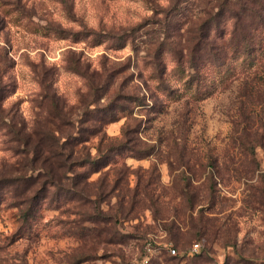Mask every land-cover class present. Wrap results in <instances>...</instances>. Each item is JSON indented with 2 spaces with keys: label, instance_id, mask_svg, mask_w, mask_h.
<instances>
[{
  "label": "rangeland",
  "instance_id": "rangeland-1",
  "mask_svg": "<svg viewBox=\"0 0 264 264\" xmlns=\"http://www.w3.org/2000/svg\"><path fill=\"white\" fill-rule=\"evenodd\" d=\"M263 7L0 0V178L40 174L54 134L81 159L125 144L28 222L8 186L0 264H132L148 243V264H264Z\"/></svg>",
  "mask_w": 264,
  "mask_h": 264
},
{
  "label": "trees",
  "instance_id": "trees-1",
  "mask_svg": "<svg viewBox=\"0 0 264 264\" xmlns=\"http://www.w3.org/2000/svg\"><path fill=\"white\" fill-rule=\"evenodd\" d=\"M255 3H261V0H252ZM264 8V7H263ZM222 48L219 46L217 47L218 52H221ZM221 55V54H220ZM221 65H226L227 61H222L220 63ZM192 68L195 67V64L190 65ZM0 86H1V79H0ZM1 93L2 90L0 88V100H1ZM0 111H1V103H0ZM48 132V131H47ZM49 136V132H48ZM54 138V139H53ZM47 140L52 142V144H58L56 150L53 154V162H49L48 158L44 157L41 159L38 157L37 159H32L31 164L33 162H38V168H42V172L40 174L34 175L31 174L29 177L27 176H19V177H3L0 178V203H1V196L4 190L8 186H13L15 191H22V189L25 191L20 193L19 198L20 201H17V206L20 209V217L23 219V221H29L35 217V208L32 207V204L34 200L37 199L39 196L40 190L45 189L46 187L52 188L57 187V189L60 190V188H64L66 184L63 183V179L68 180L69 187L66 190L75 191L77 194H82L84 196V189H78L79 183L82 180H79V177H82L87 173L86 171H82L81 168H85L88 164H94L98 160H100L102 157H105V159H108L106 163L113 160V158L110 157V152L118 147L121 148L125 146L124 143L118 144L119 146L115 147V145L110 146L107 150H111L109 152H106L104 150L99 149V154L96 155L94 158L91 157V154L88 156H85L84 158H78L76 155H74L73 149L70 150L71 152L68 153L66 150V147L63 145V143H59V139L54 134V137H48ZM58 140V141H57ZM58 142V143H57ZM28 144V143H27ZM49 144V143H48ZM48 151H52L54 148L52 145H48L47 147ZM36 152V151H35ZM97 156L99 158H97ZM55 157V158H54ZM105 163V164H106ZM100 166H104L100 163L96 164V167L100 168ZM74 172V173H73ZM73 173V174H72ZM40 177H43L42 181L40 182ZM21 186V187H20ZM24 186V188H22ZM21 188V189H20Z\"/></svg>",
  "mask_w": 264,
  "mask_h": 264
},
{
  "label": "built area",
  "instance_id": "built-area-1",
  "mask_svg": "<svg viewBox=\"0 0 264 264\" xmlns=\"http://www.w3.org/2000/svg\"><path fill=\"white\" fill-rule=\"evenodd\" d=\"M152 243H148L146 245V255L142 258L141 261L139 262H134L132 264H148L150 262V256L152 255L153 253V246L151 245ZM200 247V243L199 242H195L192 246V251H197ZM168 251L170 254L172 255H176L177 254V249L176 247H173V246H168L167 247Z\"/></svg>",
  "mask_w": 264,
  "mask_h": 264
}]
</instances>
